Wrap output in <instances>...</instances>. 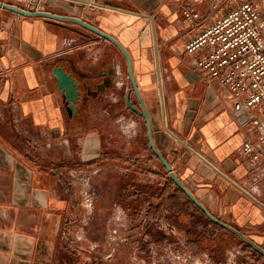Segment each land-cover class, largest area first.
Returning a JSON list of instances; mask_svg holds the SVG:
<instances>
[{
    "label": "crops",
    "instance_id": "crops-1",
    "mask_svg": "<svg viewBox=\"0 0 264 264\" xmlns=\"http://www.w3.org/2000/svg\"><path fill=\"white\" fill-rule=\"evenodd\" d=\"M52 1L60 2L0 0L43 11ZM216 1L61 0L66 15L128 46L138 84L151 94L155 146L207 210L264 248V153L257 167L247 163L240 147L251 137L248 123L234 115L227 89L191 68L183 51L202 25L185 19L184 4L201 14ZM73 24L0 7V264L79 261L65 238L75 203L67 177L75 164L99 156L100 141L73 129L52 76L55 60L71 57L58 52L65 32L80 28Z\"/></svg>",
    "mask_w": 264,
    "mask_h": 264
},
{
    "label": "rangeland",
    "instance_id": "rangeland-1",
    "mask_svg": "<svg viewBox=\"0 0 264 264\" xmlns=\"http://www.w3.org/2000/svg\"><path fill=\"white\" fill-rule=\"evenodd\" d=\"M54 2L46 5L47 11L56 14L70 12L66 3ZM85 5L95 10L98 8L92 3ZM80 31H84L83 34ZM64 39L58 53L75 57L78 62L75 67L104 73L106 81L113 82L90 104L91 122L83 133L85 137L99 136L101 154L75 164L67 177L73 187L75 203L68 218L65 238L76 250L78 264H264V260L253 255L240 239L221 227H207L215 239L213 249V245L201 246L207 242L189 243L184 229L169 215L171 203L166 195L167 202L150 215L156 236H149L145 226L149 219L146 215L149 204L135 200L136 208L132 204L134 201L126 207L121 186L130 181L163 185L169 176L149 147L144 118L126 109L127 95L130 101H138L125 58L109 41L81 27L65 32ZM136 72L137 68L133 70L134 77L149 112L148 103L152 99L146 101V95L149 97L150 93L138 84L140 76ZM75 152L72 150V159L69 158L74 163L79 159ZM131 167L135 173L129 172ZM168 188L169 192L174 191L173 186ZM151 203H156L155 196ZM182 220L184 218L180 217L179 221ZM162 234L168 239L160 240Z\"/></svg>",
    "mask_w": 264,
    "mask_h": 264
},
{
    "label": "built area",
    "instance_id": "built-area-1",
    "mask_svg": "<svg viewBox=\"0 0 264 264\" xmlns=\"http://www.w3.org/2000/svg\"><path fill=\"white\" fill-rule=\"evenodd\" d=\"M229 3L217 0L201 14L184 4L185 19L202 25L183 51L191 68L217 79L229 92L234 115L248 123L251 135L240 153L257 167L264 153V0H237L215 14Z\"/></svg>",
    "mask_w": 264,
    "mask_h": 264
},
{
    "label": "water",
    "instance_id": "water-1",
    "mask_svg": "<svg viewBox=\"0 0 264 264\" xmlns=\"http://www.w3.org/2000/svg\"><path fill=\"white\" fill-rule=\"evenodd\" d=\"M0 7H3L5 9L11 10L15 13H18L23 16H29V17H43L45 19H52L57 22H70L77 24L79 26H82L99 37H102L109 42L113 43L117 49L123 54L126 64H127V71L130 78V82L133 88V91L137 97V100L139 102L140 109L133 106L129 100V96L127 95L125 98L126 106L131 109L133 112H135L137 115H142L146 124L147 129V140L149 147L155 157L162 163V165L167 169L169 178L173 181V183L179 188V190L187 196V198L214 224L218 225L219 227L225 229L229 233L236 236L238 239H240L247 247L253 249L256 251L260 256L264 258V248L255 242L252 238L244 234L242 231H240L238 228L223 222L216 218L209 210H207L201 202L194 196V194L187 188V186L178 178L177 175L173 172L171 167L169 166V163L167 162L166 158L163 156V154L158 150V148L155 146L153 141V135H152V125L151 120L149 116L148 109L145 105V102L143 100V97L139 91V88L137 86V82L134 77L133 69H132V61L131 57L126 50V48L123 46V44L113 37L112 35L105 33L101 31L100 29L96 28L95 26L91 25L90 23L72 15H66V14H56L49 11H43V10H25L23 8L11 5L9 3L0 2ZM52 76L55 81V86L59 92V94L65 99L67 103V108L71 111L72 115H76V107H77V101H78V95H79V83L76 79L73 78L72 74L70 72H67L64 67L59 65H54L52 68Z\"/></svg>",
    "mask_w": 264,
    "mask_h": 264
},
{
    "label": "trees",
    "instance_id": "trees-1",
    "mask_svg": "<svg viewBox=\"0 0 264 264\" xmlns=\"http://www.w3.org/2000/svg\"><path fill=\"white\" fill-rule=\"evenodd\" d=\"M130 173H135V170L131 167ZM147 173H150L147 171ZM169 186L174 187L173 192H169ZM123 193H122V200L124 202L123 205L128 207V204L131 201H134V206L136 208L135 200L139 203L144 202L148 203V210L146 215L148 214L149 219L145 221V226L147 232L150 237H155L156 234L152 231V220H150V215L156 213L158 208L163 206L167 201H165V197L170 201L171 209L169 215L171 214L176 221L178 226H181L188 238V242L201 244L203 242L204 245L201 246H211L213 245L212 249L216 246L214 237L208 233L207 227H212L214 229H219L220 227L210 221L188 198L185 196L179 188L173 183V181L167 177L165 179V184L161 185L157 183L155 186L154 184L145 183L139 184L137 182H129L124 183L122 186ZM121 189V190H122ZM157 191H159L157 193ZM166 195V196H165ZM156 197V203L152 204L151 199ZM165 196V197H164ZM180 217L184 218V220L179 221ZM159 239V238H158ZM168 237L166 235H161L160 240H167ZM243 243L242 241H240ZM244 244V243H243ZM248 250L260 257V259L264 258L260 256L256 251L248 247Z\"/></svg>",
    "mask_w": 264,
    "mask_h": 264
},
{
    "label": "flooded vegetation",
    "instance_id": "flooded-vegetation-1",
    "mask_svg": "<svg viewBox=\"0 0 264 264\" xmlns=\"http://www.w3.org/2000/svg\"><path fill=\"white\" fill-rule=\"evenodd\" d=\"M80 27L85 29V30H88L82 26H80ZM72 30L75 31L76 28H72ZM88 31H90V30H88ZM90 32H92V31H90ZM96 36L98 37V35H96ZM111 44H113V43H111ZM123 46L126 48V50L128 51V53L131 57L132 69L134 70L132 53L126 45H123ZM114 47L117 49V47L115 45H114ZM54 63L59 65V66L64 67L65 70L67 72H70L72 74L73 78L76 79L79 83V87H78L79 95H78V101H77V107H76V115L71 114V118L74 121L73 125H72L73 129L80 130L82 133H84L85 130L89 127V123L91 122L92 112H90V104L92 103V101H95L100 96H102V93H104V91L108 87H111V85H113L112 84L113 82L109 81V83H108L106 81V78H104V73L83 71L81 68L75 67V62L70 57H67V58L66 57L65 58L59 57L55 60ZM127 73H128V71H127ZM130 102H132V101H130ZM131 104L133 106H135L136 108L140 109L139 102H137V103L132 102ZM125 106H126V103H125ZM126 109L131 111L134 115H137L135 112H133L127 106H126ZM69 112L71 113L70 110H69ZM98 116L101 117V114L98 113ZM137 116H142V115H137ZM97 137L99 138V136H97ZM99 141H100V138H99Z\"/></svg>",
    "mask_w": 264,
    "mask_h": 264
}]
</instances>
